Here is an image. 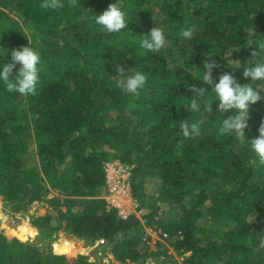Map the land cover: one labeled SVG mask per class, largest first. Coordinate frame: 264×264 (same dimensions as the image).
Wrapping results in <instances>:
<instances>
[{
	"label": "trees",
	"instance_id": "trees-1",
	"mask_svg": "<svg viewBox=\"0 0 264 264\" xmlns=\"http://www.w3.org/2000/svg\"><path fill=\"white\" fill-rule=\"evenodd\" d=\"M111 2L47 9L42 0H0L3 51L27 44V35L43 69L35 95L8 93L0 82V264H101L89 243L119 264H264V167L238 139L217 134L218 101L209 115L189 117L180 106L190 102L185 81L200 86L192 75L209 52L222 65L214 79L226 71L249 82L226 62L243 65L256 38L264 42V0H119L132 32L109 34L93 16ZM155 22L168 40L159 53L138 43ZM189 26L195 39L180 38ZM135 64L148 76L138 96L115 85L116 68ZM187 118L203 120L199 136L180 132ZM262 124L264 98L250 107L246 136ZM111 159L133 165L137 207L126 219L103 199ZM148 179L157 185L145 188ZM36 204L47 205L30 219L37 235L21 236L16 214L24 220ZM145 228L157 233L155 250Z\"/></svg>",
	"mask_w": 264,
	"mask_h": 264
},
{
	"label": "clouds",
	"instance_id": "clouds-1",
	"mask_svg": "<svg viewBox=\"0 0 264 264\" xmlns=\"http://www.w3.org/2000/svg\"><path fill=\"white\" fill-rule=\"evenodd\" d=\"M63 6L62 0H42L41 3V7L47 9H59ZM255 15L256 13L252 20ZM131 19L132 17L129 16L119 0H112L102 13H95L93 16L94 22L100 26L101 30L109 34L121 33L125 30L132 32L129 29ZM141 34L142 38L138 43L140 48L147 52L159 53L168 44L165 29L158 26L156 22L146 34ZM178 35L184 40H194L195 27L182 28ZM26 37L27 44L8 49L7 52H4V47L0 46V57H3L0 59V82L3 83L8 93H17L22 96L36 94L37 86L41 80L40 73L43 70L40 51L33 46L27 35ZM256 40L258 41V50L251 52L253 59L245 62L247 66H243L245 63L241 65L240 61L236 63L237 60L233 59L234 62L229 64L222 55L228 66L242 67V75L245 78H250L249 82L242 84L231 72L226 71L219 75L218 80L214 79L213 70H220L222 65L211 58L213 53L218 52H209L205 55L202 67L197 66L200 72L192 75L194 80L201 82L200 86L185 81V87L190 94V102L180 106L187 105L189 117L193 113L209 115L213 113V102L218 101L217 113L223 114V119L216 130L217 134L221 137L238 139L256 158L258 166L264 167V124L260 126L259 135L255 138H248L245 133L250 119V107L264 98L261 94L264 91V42L257 38ZM246 43L251 45L252 38L248 39ZM9 52L10 59L8 58ZM230 55H232L231 50ZM17 65H19L18 68ZM14 71L13 77L11 74ZM115 72L119 76L115 85L126 94L140 95L148 82L147 74L136 64L128 68L120 65ZM179 108L177 109L179 110ZM202 124L203 120L193 122L187 118L179 123V129L185 138H195L201 134Z\"/></svg>",
	"mask_w": 264,
	"mask_h": 264
},
{
	"label": "built area",
	"instance_id": "built-area-1",
	"mask_svg": "<svg viewBox=\"0 0 264 264\" xmlns=\"http://www.w3.org/2000/svg\"><path fill=\"white\" fill-rule=\"evenodd\" d=\"M132 169L133 165L116 159L107 160L103 164L105 184L103 199L106 208L113 209L122 219L131 216L137 207L133 203L135 199L131 190Z\"/></svg>",
	"mask_w": 264,
	"mask_h": 264
},
{
	"label": "rangeland",
	"instance_id": "rangeland-1",
	"mask_svg": "<svg viewBox=\"0 0 264 264\" xmlns=\"http://www.w3.org/2000/svg\"><path fill=\"white\" fill-rule=\"evenodd\" d=\"M157 183H158L157 181H154L152 179H148L147 183L145 184L146 185L145 188L150 189L151 186L154 187L155 185H157ZM133 203H135V205L137 206L136 201L135 202L133 201ZM46 209H47L46 204H41V205L36 204V205L32 206V208L30 210H28V215L25 216L24 220H21L22 217L19 216V214H16V216L18 217V220H19V222L17 224L18 229H19V234L22 236V234L26 233L28 235H33V237H35L37 235V232H36L35 228L31 226L30 219L32 216L35 217V216L43 215L46 212ZM162 210H163V214H166L167 208L165 206L162 208ZM5 211H7V210L3 207L2 202H0V218L5 216V213H6ZM145 232L150 234V237H151L150 241H148V245L150 248L149 250H155L156 246L154 247L152 245V240H155L158 237L157 233L154 232L153 230H150L149 228H145ZM56 237L58 238L57 240H58V242H60V244H65L66 241H68L66 238L67 237L66 234L61 230H59L56 233ZM164 244H165L164 246L167 247L166 243H164ZM88 245L92 246V249H95V250L97 249L96 253L101 257V259H100V257H95V259L98 258L100 260L99 262L101 264H109L110 262H112V264H119L118 261L114 260L113 256L110 253L101 254V250L98 249L99 245L97 243L96 244L89 243ZM65 248H67V246L62 245L61 249L64 250ZM169 252H171V250ZM91 253L92 252L90 251V254Z\"/></svg>",
	"mask_w": 264,
	"mask_h": 264
}]
</instances>
